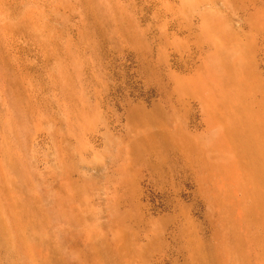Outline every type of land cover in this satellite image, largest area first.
<instances>
[{
  "label": "rangeland",
  "instance_id": "rangeland-1",
  "mask_svg": "<svg viewBox=\"0 0 264 264\" xmlns=\"http://www.w3.org/2000/svg\"><path fill=\"white\" fill-rule=\"evenodd\" d=\"M115 7L0 0V264H264V13Z\"/></svg>",
  "mask_w": 264,
  "mask_h": 264
},
{
  "label": "bare ground",
  "instance_id": "bare-ground-1",
  "mask_svg": "<svg viewBox=\"0 0 264 264\" xmlns=\"http://www.w3.org/2000/svg\"><path fill=\"white\" fill-rule=\"evenodd\" d=\"M115 2L116 7L114 11L117 17L116 20L119 23L128 11L125 5L128 4L132 7L137 4L139 6L137 9H139L140 14L142 12L144 15H149V18L159 22V25L164 31L170 30L173 33H193L198 27H201L203 17L207 16L208 19L212 18L213 21L211 22L212 24L209 22L208 28L205 26L207 37L210 38L215 35H220V30L229 27V24L226 22V17H224L228 13L231 15L236 14L238 20V16L248 15L251 11L264 13V0H115ZM136 11L133 13L135 14ZM138 16L139 14L136 17ZM140 16H142L141 20H143V15ZM238 23L235 24V27L240 25ZM241 24L243 26L244 23L242 22ZM261 199L264 202V195L261 196Z\"/></svg>",
  "mask_w": 264,
  "mask_h": 264
}]
</instances>
